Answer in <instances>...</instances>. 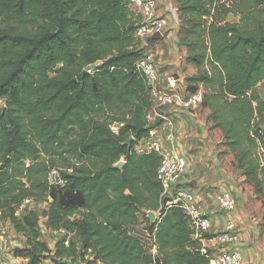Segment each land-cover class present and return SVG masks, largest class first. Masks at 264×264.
I'll return each instance as SVG.
<instances>
[{
    "label": "trees",
    "instance_id": "16d2710c",
    "mask_svg": "<svg viewBox=\"0 0 264 264\" xmlns=\"http://www.w3.org/2000/svg\"><path fill=\"white\" fill-rule=\"evenodd\" d=\"M173 1L197 68L188 91L202 84V106L262 200L264 221V0ZM128 16L125 0H0V214L25 235L16 256L27 264L81 262L88 251L100 264H208L188 217L164 205L159 155L135 149L150 135L152 102ZM113 123L123 125L114 132ZM54 168L60 183L50 185ZM25 197L50 199L45 226L72 233L68 246L40 240L36 213L15 216Z\"/></svg>",
    "mask_w": 264,
    "mask_h": 264
},
{
    "label": "crops",
    "instance_id": "0c3cea01",
    "mask_svg": "<svg viewBox=\"0 0 264 264\" xmlns=\"http://www.w3.org/2000/svg\"><path fill=\"white\" fill-rule=\"evenodd\" d=\"M156 3L157 13L165 14V0H156ZM128 11L129 20L135 26L139 22V16L132 10ZM168 19L169 27L165 35L151 41L145 52L151 53L160 72L176 76L178 86L184 94L190 93L187 79L197 74V68L187 60L186 48L179 42L180 15L176 5L175 11L168 13ZM197 90L204 93L201 83ZM164 113L170 118L171 126L166 130L157 127L156 132L160 137L165 136L168 131L172 133L171 140L164 138L163 144L186 158L183 184L196 194L203 212L211 219L212 229L222 230L227 220L232 219L239 233V249L244 261L248 264H264L262 200L256 196L253 186L246 182L245 176L236 167L234 152L223 144V132L214 126L210 118L211 110L201 106L194 113L170 109H165ZM143 147V144L135 145L138 153L148 152ZM140 148L142 150L138 151ZM121 161L124 162L123 159ZM226 190L232 191L236 198V208L231 213L219 210L216 202V195ZM200 243L202 251L210 254L219 251L209 235L201 239Z\"/></svg>",
    "mask_w": 264,
    "mask_h": 264
},
{
    "label": "built area",
    "instance_id": "2783aa9c",
    "mask_svg": "<svg viewBox=\"0 0 264 264\" xmlns=\"http://www.w3.org/2000/svg\"><path fill=\"white\" fill-rule=\"evenodd\" d=\"M125 3L128 10L134 11L139 16V22L134 26L132 37L134 46L144 45V52L136 61L135 66L146 80L152 102V107L145 113V119L150 125L157 117L161 118L160 124L150 129V135L137 141V145L143 144L145 146L143 148H146L148 152L153 151L160 157L156 177L162 185L161 195L165 198L164 205L168 208L178 206L182 209L189 219L194 239L200 241L206 235H209L215 245L219 247L216 254L203 251L208 258V264H248L244 261L239 249V233L234 221L228 219L222 230L215 231L212 229L211 219L203 212L196 194L183 184V177L187 168L186 158L163 144L164 138L167 141L171 140L172 133L168 131L165 136L160 137L156 132L157 127L166 130L171 126L170 118L164 113L165 109L194 113L202 106L203 94L201 90L184 94L178 86L176 76L160 72L158 64L151 53L145 52L151 43L150 37L155 33H159L161 38L165 35L169 27L168 13L175 11V3L173 0H165L166 13L163 15L157 13L156 0H125ZM93 67L90 65L85 70L91 73ZM122 125V123H113L110 127L116 129ZM114 132H117V129ZM259 133L264 136V132L259 131ZM251 134L257 139L254 133L251 132ZM257 141L260 161L263 162L264 149L260 141ZM141 150L140 148L138 151ZM48 182L50 185L60 183L58 168L51 170L48 175ZM36 201L32 197H25L16 206L15 215L22 217L28 214L30 212L28 210L36 204ZM216 202L218 209L226 213H231L236 208V198L229 190L219 192L216 195ZM43 231H48L54 236L53 245L52 247L49 246L50 248H53L57 241H61L66 246L69 245L72 233L66 229L52 230L45 226ZM140 231L139 237L147 241L149 251L155 254L156 247L151 243L146 230L141 229ZM5 241L3 237H0V264H20V258L10 251V247L5 245Z\"/></svg>",
    "mask_w": 264,
    "mask_h": 264
},
{
    "label": "rangeland",
    "instance_id": "374dc122",
    "mask_svg": "<svg viewBox=\"0 0 264 264\" xmlns=\"http://www.w3.org/2000/svg\"><path fill=\"white\" fill-rule=\"evenodd\" d=\"M258 90L262 97L264 98V89L260 86ZM203 94V91H202ZM1 105V102H0ZM264 122V119H263ZM113 131L118 130V128L114 129ZM239 169V168H238ZM240 170V169H239ZM241 172V170H240ZM49 207V200H41L36 201V204L32 205L28 211L34 212L38 215V223L40 228V240L46 241L48 246L52 247L54 236L49 233L48 231H43L45 227L46 217H44V211L47 210ZM7 215V211L4 210L2 214H0V237H3L5 241V245L10 247V251H12L15 255L18 253V250L26 249V237L23 233L17 232L10 221L5 217ZM16 216V215H15ZM141 218V216H139ZM137 229V228H136ZM77 246L80 245L77 243ZM44 255H47L44 253ZM18 256V255H17ZM20 258V264H27L28 257L25 256H18ZM79 259L81 260L82 264H100L98 261L94 260V256L90 251L84 254V256L79 255ZM47 263H51L49 259L46 260Z\"/></svg>",
    "mask_w": 264,
    "mask_h": 264
},
{
    "label": "water",
    "instance_id": "95a60500",
    "mask_svg": "<svg viewBox=\"0 0 264 264\" xmlns=\"http://www.w3.org/2000/svg\"><path fill=\"white\" fill-rule=\"evenodd\" d=\"M160 38H161V35L159 33H155L152 37H150V40L152 41V40H156V39H160ZM142 49H144V45L143 44H141L140 47L137 48V51H140ZM92 66H94V65H92ZM86 73H89V72L86 71V70H84V74H86ZM160 122H161V118L160 117H157L153 123H151L150 125H148L147 128L148 129H153L154 127H156L157 125H159ZM132 139H133L132 137H129L128 140L125 142V144L129 145ZM123 163H124L123 161H120L118 163V167L122 166ZM167 198H168V195H167ZM147 218L149 219V221L151 223L155 222V220H156V213L154 211H152V210L147 211ZM61 263L62 264H82L78 260L77 261H71L69 259H64V260L61 261Z\"/></svg>",
    "mask_w": 264,
    "mask_h": 264
}]
</instances>
